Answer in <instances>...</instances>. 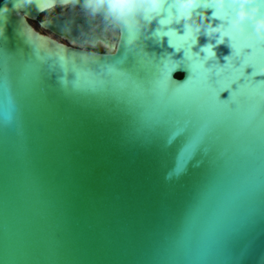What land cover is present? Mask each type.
Instances as JSON below:
<instances>
[{
    "label": "water",
    "instance_id": "1",
    "mask_svg": "<svg viewBox=\"0 0 264 264\" xmlns=\"http://www.w3.org/2000/svg\"><path fill=\"white\" fill-rule=\"evenodd\" d=\"M118 2L0 0V264H264V0Z\"/></svg>",
    "mask_w": 264,
    "mask_h": 264
},
{
    "label": "clouds",
    "instance_id": "2",
    "mask_svg": "<svg viewBox=\"0 0 264 264\" xmlns=\"http://www.w3.org/2000/svg\"><path fill=\"white\" fill-rule=\"evenodd\" d=\"M244 2L246 3L247 0H244ZM185 3L186 4H195L196 3V0H185ZM127 6L128 5H126V4H123V3L118 2V0H112V3H111V7L113 9H116V10H119L121 8H125ZM240 15H241V17H244L245 15H247L246 10L245 9H242ZM258 27L261 30H264V20L258 21Z\"/></svg>",
    "mask_w": 264,
    "mask_h": 264
},
{
    "label": "rangeland",
    "instance_id": "3",
    "mask_svg": "<svg viewBox=\"0 0 264 264\" xmlns=\"http://www.w3.org/2000/svg\"><path fill=\"white\" fill-rule=\"evenodd\" d=\"M62 11H67V8H65V7H58V8H54V9H51V10H49V11H46V12L42 13V14L39 16L38 20H43V19L47 18L49 15H51L52 13H55V12H62ZM32 24H33V26H34L35 28H38L36 22H34V23H32Z\"/></svg>",
    "mask_w": 264,
    "mask_h": 264
},
{
    "label": "flooded vegetation",
    "instance_id": "4",
    "mask_svg": "<svg viewBox=\"0 0 264 264\" xmlns=\"http://www.w3.org/2000/svg\"><path fill=\"white\" fill-rule=\"evenodd\" d=\"M32 26H33V24H32ZM48 34H49L50 36H52L53 38H56V39L60 40L61 42H64V43H65V40L59 39V38H57L56 36H54L53 34H51V33H49V32H48Z\"/></svg>",
    "mask_w": 264,
    "mask_h": 264
},
{
    "label": "trees",
    "instance_id": "5",
    "mask_svg": "<svg viewBox=\"0 0 264 264\" xmlns=\"http://www.w3.org/2000/svg\"><path fill=\"white\" fill-rule=\"evenodd\" d=\"M178 78H180V75H177Z\"/></svg>",
    "mask_w": 264,
    "mask_h": 264
}]
</instances>
